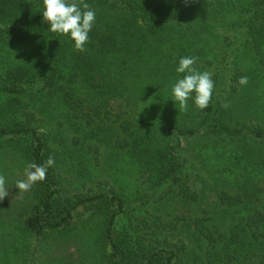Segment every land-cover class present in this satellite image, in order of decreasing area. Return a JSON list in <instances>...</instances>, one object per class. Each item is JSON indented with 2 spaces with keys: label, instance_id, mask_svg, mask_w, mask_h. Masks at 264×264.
<instances>
[{
  "label": "trees",
  "instance_id": "trees-1",
  "mask_svg": "<svg viewBox=\"0 0 264 264\" xmlns=\"http://www.w3.org/2000/svg\"><path fill=\"white\" fill-rule=\"evenodd\" d=\"M85 2L80 52L43 0H0V264H264V0ZM182 57L204 110L172 100Z\"/></svg>",
  "mask_w": 264,
  "mask_h": 264
},
{
  "label": "clouds",
  "instance_id": "clouds-1",
  "mask_svg": "<svg viewBox=\"0 0 264 264\" xmlns=\"http://www.w3.org/2000/svg\"><path fill=\"white\" fill-rule=\"evenodd\" d=\"M44 10L42 17L50 25L49 31L60 35L69 36L74 41V47L80 52H84L85 45L89 41V32L95 23V11L85 0H43ZM196 57H182L176 68L177 73L185 74L172 86L173 101L178 103L179 111L188 110V100L193 98L197 108L204 110L212 101V94L215 87L210 72H200L194 65ZM238 83L241 86L247 85L248 77L242 76ZM227 103L222 107L227 108ZM54 156H49L45 164L37 165L30 163L24 169V179L17 180L15 187L19 191L20 198L29 192L37 183L46 179L47 169L54 166ZM9 195L5 186V177L0 175V201Z\"/></svg>",
  "mask_w": 264,
  "mask_h": 264
},
{
  "label": "rangeland",
  "instance_id": "rangeland-1",
  "mask_svg": "<svg viewBox=\"0 0 264 264\" xmlns=\"http://www.w3.org/2000/svg\"><path fill=\"white\" fill-rule=\"evenodd\" d=\"M0 158L2 159L0 163V175H3L5 177V181H8L11 176V172H13L19 164L18 160L14 161L12 158V152L6 148H0ZM15 195L16 194L14 193L9 202L14 200ZM8 233L9 231L7 228H0V235L5 236L4 234ZM48 264H50V262H48Z\"/></svg>",
  "mask_w": 264,
  "mask_h": 264
}]
</instances>
